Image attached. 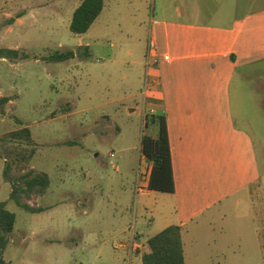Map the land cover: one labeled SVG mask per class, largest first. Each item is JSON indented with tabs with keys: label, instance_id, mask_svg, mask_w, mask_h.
Listing matches in <instances>:
<instances>
[{
	"label": "rangeland",
	"instance_id": "1",
	"mask_svg": "<svg viewBox=\"0 0 264 264\" xmlns=\"http://www.w3.org/2000/svg\"><path fill=\"white\" fill-rule=\"evenodd\" d=\"M80 1L0 0V48L18 50L0 58V97L10 98L0 112V202L15 215L3 251L11 264H142L146 240L161 231L152 197L144 203L137 186L146 165L140 141L155 131L139 112L148 35L139 22L174 0H105L89 29L74 34ZM65 53L72 56L56 59ZM248 76L240 91L234 81L233 111L263 169L264 88ZM22 128L34 140L30 167L49 181L43 195L25 199L34 212L10 199L3 174L7 134ZM260 186L250 212L227 210L184 230L185 264H264Z\"/></svg>",
	"mask_w": 264,
	"mask_h": 264
},
{
	"label": "crops",
	"instance_id": "2",
	"mask_svg": "<svg viewBox=\"0 0 264 264\" xmlns=\"http://www.w3.org/2000/svg\"><path fill=\"white\" fill-rule=\"evenodd\" d=\"M177 1L161 5L148 25L139 22L148 34L146 49L152 44L159 58L148 68L140 62L150 85L144 94L140 88L139 112L148 113L147 125L155 130L151 137L157 118L165 120L174 184L172 192L149 189L152 162L145 158L146 187L140 193L144 203L152 197L151 214L160 230L180 226L183 244L190 224L227 210L250 212L264 182L254 139L237 123L232 103L236 78L239 91L249 74L264 88V2L183 0L173 6ZM165 54L169 61L162 60ZM139 235H133L135 246Z\"/></svg>",
	"mask_w": 264,
	"mask_h": 264
},
{
	"label": "trees",
	"instance_id": "3",
	"mask_svg": "<svg viewBox=\"0 0 264 264\" xmlns=\"http://www.w3.org/2000/svg\"><path fill=\"white\" fill-rule=\"evenodd\" d=\"M104 0H81L74 9L69 29L74 34L85 33L94 20L101 13ZM18 50L0 48V58H17ZM72 56L65 53L56 59H66ZM8 96L0 97V112L9 101ZM146 117V116H145ZM143 117L145 125L146 118ZM158 130L155 137L143 135L140 141L141 153L152 162L148 188L161 192L174 190L172 169L170 162V147L168 143L166 125L163 117H158ZM4 146L9 161L5 162L3 174L11 184L10 199L27 211H38L40 208L30 206L25 199L41 196L46 192L49 181L46 173L35 172L30 167L34 156V140L27 128L13 130L7 134ZM16 170L14 178L11 171ZM5 202H0V264H11L3 258V251L8 242V236L13 230L15 215L5 208ZM148 250L142 254V264H185L182 251L180 226L171 225L146 240Z\"/></svg>",
	"mask_w": 264,
	"mask_h": 264
},
{
	"label": "built area",
	"instance_id": "4",
	"mask_svg": "<svg viewBox=\"0 0 264 264\" xmlns=\"http://www.w3.org/2000/svg\"><path fill=\"white\" fill-rule=\"evenodd\" d=\"M153 45L152 44H149L148 47H147V50H146V62H145V66L146 68H148L149 66L151 65H155L158 63L159 61V58L157 55H155L153 53ZM170 57L169 55L165 54V55H162V60L164 61H169ZM97 61H100L99 59H97ZM146 76H148V74L146 73ZM150 85V80H148V78L146 77L145 78V81H144V87H143V94L146 92L148 86ZM154 112V109H150L149 110V114H152ZM148 113H146L145 111L142 112V118L145 117ZM141 183V184H140ZM145 183V174H144V171L143 173L141 174V176L138 177V183H137V186L139 188V191H142V189L144 187H146V185L144 184Z\"/></svg>",
	"mask_w": 264,
	"mask_h": 264
}]
</instances>
